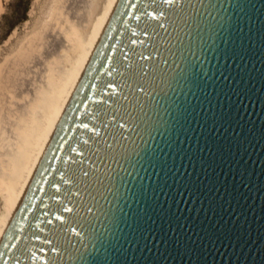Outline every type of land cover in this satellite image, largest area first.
<instances>
[{"label":"water","instance_id":"1","mask_svg":"<svg viewBox=\"0 0 264 264\" xmlns=\"http://www.w3.org/2000/svg\"><path fill=\"white\" fill-rule=\"evenodd\" d=\"M50 262L264 264V0H119L0 242Z\"/></svg>","mask_w":264,"mask_h":264},{"label":"bare ground","instance_id":"2","mask_svg":"<svg viewBox=\"0 0 264 264\" xmlns=\"http://www.w3.org/2000/svg\"><path fill=\"white\" fill-rule=\"evenodd\" d=\"M118 2L52 0L0 67V242Z\"/></svg>","mask_w":264,"mask_h":264},{"label":"rangeland","instance_id":"3","mask_svg":"<svg viewBox=\"0 0 264 264\" xmlns=\"http://www.w3.org/2000/svg\"><path fill=\"white\" fill-rule=\"evenodd\" d=\"M103 1L96 0V3L102 4ZM51 3L52 0H1L0 67L18 51L22 42L42 26L48 18Z\"/></svg>","mask_w":264,"mask_h":264},{"label":"snow or ice","instance_id":"4","mask_svg":"<svg viewBox=\"0 0 264 264\" xmlns=\"http://www.w3.org/2000/svg\"><path fill=\"white\" fill-rule=\"evenodd\" d=\"M144 32H147V28L144 29ZM134 43V41H133ZM113 85H109V87L111 88ZM85 127H87V125H84ZM65 175L69 176V180L68 183L70 184H75L76 181V173L74 171H72L71 169L69 170V173H65ZM55 186V185H54ZM69 211H71V209H69ZM61 219H64V217H60ZM52 251H57V249L55 247H53ZM51 264V262H50Z\"/></svg>","mask_w":264,"mask_h":264}]
</instances>
